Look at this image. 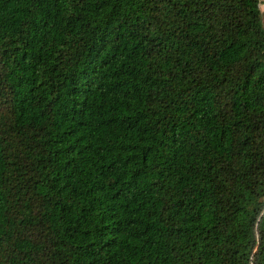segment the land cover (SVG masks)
Segmentation results:
<instances>
[{"label":"trees","instance_id":"16d2710c","mask_svg":"<svg viewBox=\"0 0 264 264\" xmlns=\"http://www.w3.org/2000/svg\"><path fill=\"white\" fill-rule=\"evenodd\" d=\"M261 0H0V264H264Z\"/></svg>","mask_w":264,"mask_h":264},{"label":"rangeland","instance_id":"374dc122","mask_svg":"<svg viewBox=\"0 0 264 264\" xmlns=\"http://www.w3.org/2000/svg\"><path fill=\"white\" fill-rule=\"evenodd\" d=\"M262 3H264V0H261ZM261 9L263 11V21H264V5L261 6Z\"/></svg>","mask_w":264,"mask_h":264}]
</instances>
